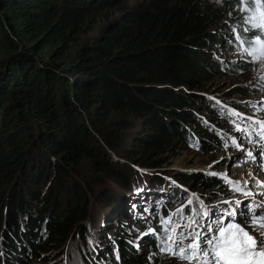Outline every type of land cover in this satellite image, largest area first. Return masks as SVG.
I'll return each mask as SVG.
<instances>
[{
  "label": "trees",
  "instance_id": "trees-1",
  "mask_svg": "<svg viewBox=\"0 0 264 264\" xmlns=\"http://www.w3.org/2000/svg\"><path fill=\"white\" fill-rule=\"evenodd\" d=\"M108 1L0 0V264H61L69 242L84 264H163L168 257L154 237L144 245L147 256L124 232L108 238L109 249L90 244V207L130 221L135 207L126 193L139 183L165 191V176H142L133 166L158 167L169 140L186 139L182 120H198L187 110L196 98L211 111L205 95L177 89L197 90L198 78L208 79L203 48L240 23L233 10L240 0H144L74 48ZM199 136L188 131V140L210 149ZM180 178L190 189L206 188L209 199L230 190L216 176ZM183 190L164 193L149 218L153 228L161 229Z\"/></svg>",
  "mask_w": 264,
  "mask_h": 264
},
{
  "label": "rangeland",
  "instance_id": "rangeland-1",
  "mask_svg": "<svg viewBox=\"0 0 264 264\" xmlns=\"http://www.w3.org/2000/svg\"><path fill=\"white\" fill-rule=\"evenodd\" d=\"M142 1L144 0H109L106 5L96 8L93 12V17H98L99 23L96 27H93V29H89L87 32L79 34L78 42L77 44H74L73 47L76 48L89 37L94 35L98 30L100 23H103L101 26L104 27L105 25L112 24L119 19L128 17L130 9ZM201 1L208 6H218L219 4L218 0ZM105 14L107 20L101 18V16ZM239 15L242 14L239 13ZM240 23L228 28L226 30L225 40L221 41L218 45H215V47L205 45L203 48L206 54L208 53L205 57L206 61L212 66L208 79L204 80L205 78H198L199 85L197 90H193L186 86L177 89L184 92L189 91L193 94H199L203 97L205 95L206 99L203 100L208 103L209 106L207 105V107L211 111L206 112L204 107L200 105L203 103H199L201 102L200 99L196 98L198 103L194 100L191 104V106L194 107L187 110H192L193 115H195L198 120H182V124L187 129L186 139H170L168 146L163 147L158 152L157 159L160 160L158 167L151 169L133 166L142 176L150 174L165 176V180L168 182V186L164 184V186H166L165 191H162V193L159 188L139 183L135 193H126V200L124 201L129 200L128 202L135 207L130 221L129 219L123 220L122 218L118 221V216L115 217L113 212L108 210V212L104 213L103 210L96 208V206H93L94 204H92L90 207L92 208V213L88 241L95 242L98 240V242L100 241L107 249H109V237L114 234L122 235L126 233L134 240L135 245L142 248L140 254L147 256V250L150 252L151 248L144 247V245L150 242L149 238L154 237L156 239V237L154 235L142 236V233L148 231V229L152 227L149 218H151L157 208L160 207L164 193L171 194L173 193L174 188L184 189L178 200L173 202L175 204V209L180 206L181 202L186 203L187 198L192 194L199 196L204 201L205 205L209 206L214 212L217 209H230L231 206L229 204L222 202L225 200L242 201L243 203L238 211L242 210L245 212H247V209L244 208V204H248L253 200H261V197L258 195L255 197H245L232 191L230 187L228 193H225L218 198L209 199L206 197V188H199L197 191L190 189L189 186L192 182H184V180L180 178V173L183 172L190 175L200 173L208 176H212L208 174L212 171H216L220 174L227 172L228 177L234 182H243L246 179L249 182L248 187L254 192H264V188L256 187L257 180L264 181V172L262 170L259 171L258 169L260 168L261 163L259 150L253 149L257 152L256 162H246V158L243 157L242 152L233 147H228L226 149L223 146L224 141L222 139V134H227L228 138L240 135L234 130V126L231 123L232 118L227 117V109L235 110L247 116L255 115L258 119H264V111L259 110L261 107H264V103H262L264 102V86H262L260 81L256 79V69L259 65L249 63L247 57L242 58L236 51H234V45L229 43V40L233 39V28H238ZM5 54L6 52L0 51V60L6 57ZM235 89H239L240 91H235ZM246 90L249 93H245ZM217 100L226 107L217 105ZM193 130L200 133L199 137H201V139L209 140L211 142L212 145L210 149H202L200 145L198 146L195 142L188 140L190 138L188 137V131L192 132ZM218 130L222 131L220 135L221 140L216 141L214 136L219 133ZM148 133L149 132L145 130L142 131V133L138 132L137 135H148ZM211 136H213V138ZM243 143L246 148H252V145L249 144L246 139L243 140ZM209 165H212L213 167L210 168ZM259 172L260 174L258 175ZM216 177L220 178L219 176ZM139 189H143V191L138 192ZM185 189L187 191H185ZM215 190L220 191L221 189L217 186ZM113 194L119 196L115 191H113ZM121 199L125 198L121 197ZM192 207H198V204H194ZM141 209L143 211H141ZM145 209H147V211ZM247 214L249 216L251 215V213ZM230 219L231 218H228L225 222H230ZM242 220L243 218L238 215L237 222ZM139 224H145V227L147 228L142 229L138 226ZM159 224H161L162 227V221H160ZM97 231H99V233ZM257 231L260 230L258 229ZM93 232L96 234H93ZM162 256H165L164 258H166L168 255L165 254ZM60 258L63 264H84L76 248L71 246L70 242L68 247H65V253L61 254ZM104 258L107 262L114 261V257L112 256L105 255ZM96 259L97 261H100L98 257ZM147 260L149 261L150 259ZM101 261L100 263L103 264ZM162 263L181 264L180 261L171 256H168Z\"/></svg>",
  "mask_w": 264,
  "mask_h": 264
},
{
  "label": "snow or ice",
  "instance_id": "snow-or-ice-1",
  "mask_svg": "<svg viewBox=\"0 0 264 264\" xmlns=\"http://www.w3.org/2000/svg\"><path fill=\"white\" fill-rule=\"evenodd\" d=\"M233 10L242 15L239 27L232 30L233 39L229 43L234 45V51L242 58L247 57L249 63L259 65L256 79L264 86V0H240ZM216 104L226 107L219 100ZM259 110L264 111V107ZM226 115L232 118L234 130L240 135L228 138L227 134H222L223 146L242 152L246 162L257 161V152L253 149H258L260 170H264V119L232 109H227ZM244 139L252 148L244 146ZM208 174L224 179L236 193L245 197L258 195L261 200L244 204L247 212L238 211L242 201L225 200L222 202L229 204L230 209L214 212L199 196L192 194L186 203L181 202L171 215L162 218L159 231L150 227L142 236L154 235L159 252L175 257L181 264H264V192H254L248 187L246 179L234 182L227 172L220 174L212 171ZM256 187L264 188V181L257 180ZM194 204L198 207H192ZM186 209L189 211L186 212ZM238 215L243 218L240 222H237ZM228 218H231L230 222L226 223Z\"/></svg>",
  "mask_w": 264,
  "mask_h": 264
},
{
  "label": "bare ground",
  "instance_id": "bare-ground-1",
  "mask_svg": "<svg viewBox=\"0 0 264 264\" xmlns=\"http://www.w3.org/2000/svg\"><path fill=\"white\" fill-rule=\"evenodd\" d=\"M259 169V171H260V168H258ZM263 172H264V170H262ZM260 174V172L258 173V175Z\"/></svg>",
  "mask_w": 264,
  "mask_h": 264
}]
</instances>
